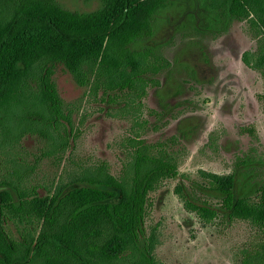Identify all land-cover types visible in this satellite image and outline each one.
<instances>
[{"label":"rangeland","instance_id":"374dc122","mask_svg":"<svg viewBox=\"0 0 264 264\" xmlns=\"http://www.w3.org/2000/svg\"><path fill=\"white\" fill-rule=\"evenodd\" d=\"M56 1L78 13L99 7V0ZM209 21L201 0H174L160 9L137 49L152 51L149 63L156 56L168 66L143 76L157 84L147 82L113 105L56 65L52 79L64 118L47 126L46 136L23 133L17 122L5 136L0 129V183L44 198L86 185L98 172L129 181L138 142L164 144L179 176L148 194L144 231L154 263L242 264L246 251L264 243V226L206 223L175 191L178 184L206 185L209 176L231 175L242 159L259 161L264 174L263 79L243 62L245 55L250 66L254 62L255 30L245 22L222 29ZM18 226L35 237L39 232L36 224ZM12 235L17 239L14 229Z\"/></svg>","mask_w":264,"mask_h":264},{"label":"trees","instance_id":"16d2710c","mask_svg":"<svg viewBox=\"0 0 264 264\" xmlns=\"http://www.w3.org/2000/svg\"><path fill=\"white\" fill-rule=\"evenodd\" d=\"M173 2L99 0L95 11L78 13L56 0H0L1 135L17 122L23 133L46 136L44 129L64 118L52 79L56 65L89 93L100 92L106 105L147 82L157 84L143 76L158 74L168 63L156 56L149 63L152 51L137 47L150 35L154 15ZM201 2L211 25L226 29L245 22L255 30L254 62L250 66L246 55L243 62L259 72L264 86V0ZM138 145L129 181L98 172L86 185L44 198L0 183V264H155L144 231L148 194L179 172L164 144ZM261 165L242 159L231 175L209 176L206 185L178 184L175 191L184 207L206 223L237 219L262 227ZM22 223L36 224V237L19 229ZM245 254L242 264H264V243Z\"/></svg>","mask_w":264,"mask_h":264}]
</instances>
